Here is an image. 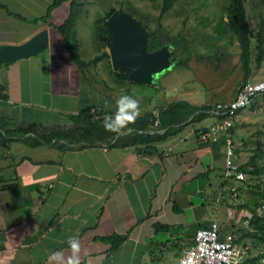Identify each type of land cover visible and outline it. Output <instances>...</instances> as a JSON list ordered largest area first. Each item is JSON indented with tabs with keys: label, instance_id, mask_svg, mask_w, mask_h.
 <instances>
[{
	"label": "crops",
	"instance_id": "0c3cea01",
	"mask_svg": "<svg viewBox=\"0 0 264 264\" xmlns=\"http://www.w3.org/2000/svg\"><path fill=\"white\" fill-rule=\"evenodd\" d=\"M14 1L1 2L7 7L0 6V44L23 43L47 28L50 46L0 67V264H68L71 236L80 243V264H161L168 260L153 249L162 254L169 247L179 260L194 244L197 229L213 220L202 218L195 231L187 221L166 222L176 203L171 195L199 190L208 196L209 173L225 151L221 144L202 142L199 132L217 115L190 119L161 141L125 147L30 144L27 138L42 128L72 125L71 117L84 107L102 111L104 118L115 113L116 102L104 97L114 95L112 88L104 95L99 85H91L67 49L57 26L68 13L48 10L45 22L31 25L36 15L26 17L31 11L24 4L15 10ZM17 1L20 6L25 0ZM115 92L117 98L124 95ZM30 125L34 131L23 135ZM192 184L199 186L189 190ZM163 220L161 227L157 223Z\"/></svg>",
	"mask_w": 264,
	"mask_h": 264
},
{
	"label": "rangeland",
	"instance_id": "374dc122",
	"mask_svg": "<svg viewBox=\"0 0 264 264\" xmlns=\"http://www.w3.org/2000/svg\"><path fill=\"white\" fill-rule=\"evenodd\" d=\"M225 1L176 0L171 11L162 14L164 0H78L77 41L71 37L68 40L67 49L72 50L73 54L75 53L80 57V60L85 62H90L105 50L109 52V46L106 43L99 44L100 31L98 29L103 24H97L96 21L104 18L112 8L119 10L122 8L147 25L148 30L156 31L162 44H169L170 40L174 42L175 55L173 56L176 57V60L172 62L169 69L157 75L153 85L132 83L129 80L119 83L114 76L117 71L113 69L111 59L105 58L97 64H91L85 71L89 75L88 79L91 85H99L104 95L112 91L107 90V87L114 91V95L104 96L107 100L111 99V103L113 100V103L116 102L118 95L115 91L134 95L141 100V113L145 114L149 111L157 115L161 108L176 101L185 100L195 105H214L227 102L237 94L242 85L244 74L241 68V47L238 40L234 37L231 39L222 37L218 32H215L214 26L218 24L221 17L228 19V16L223 12ZM1 2L3 0H0ZM55 2L56 0H25L19 6L18 1L15 0L13 6L15 10H22L21 7L24 4V7L31 11V13L24 14L26 17L36 15V18L34 16L28 23L37 26L47 20V11L50 8H52L51 13L60 8L58 9L59 15L61 13L67 15L70 2L59 6ZM9 4L11 5V2ZM253 4L254 2L250 3L249 1L246 5L251 27L255 28L264 17V11L255 12L252 10ZM203 17L207 18V22L203 23ZM255 54L256 49L253 48L254 58ZM254 66L255 70L250 80L257 83L264 80V62L260 66L254 62ZM93 88H88L91 95L98 96V90ZM129 88L130 91H128ZM210 120L212 121L213 117ZM234 125L235 130L232 137L239 164L246 163L255 154V151L260 149L262 155L257 157V162L264 166V97L258 95L252 103L239 110ZM223 147L226 151V145H222ZM220 166V160L217 159L215 168L209 173L213 185L208 188L207 197L199 190L190 191L193 193L186 190L181 194L173 191L171 200L176 203L171 206L172 208L169 207L171 211L169 217L166 216V222L181 225L187 221L189 231H195L198 227L197 222L206 218L217 222L224 231L229 233L237 234L240 231L254 230V224L249 221L254 217V214L248 208L240 206L245 203L247 197L249 198L250 194L246 191L250 188L247 187L246 193L242 197L237 196L238 198L231 197L228 191L223 194L226 188L221 184ZM205 178L206 176H202L200 179L203 188L208 187ZM246 178L250 180V184L253 186L251 188L256 190V185L260 183V189L264 191V171L260 177L250 176L246 173ZM198 186L199 184H192L187 188L193 190ZM191 202L194 206L191 205ZM259 203L257 215L262 217L264 216V202L259 201ZM165 221L157 224L164 227ZM233 224L234 226H232ZM161 234L164 233L160 232V236ZM245 241L250 246L252 255L264 252V243H257L250 237ZM252 241L254 243L251 244ZM169 249L171 248L169 247ZM169 249H166L162 254L159 249L154 248L153 250L157 251L156 254L163 260L169 261L174 258L177 262V257L171 254L173 249Z\"/></svg>",
	"mask_w": 264,
	"mask_h": 264
},
{
	"label": "trees",
	"instance_id": "16d2710c",
	"mask_svg": "<svg viewBox=\"0 0 264 264\" xmlns=\"http://www.w3.org/2000/svg\"><path fill=\"white\" fill-rule=\"evenodd\" d=\"M253 3V9L255 12L264 11V0H226L224 3L223 12L228 16V19L221 17L218 24L214 26L215 32H218L222 37H232L238 40L239 46L241 47L240 61L241 68L244 74L242 85L248 81H251L250 78L254 73L256 62L257 66H260L264 62V17L261 18L259 25L255 28L251 27L249 20V14L247 9V2ZM69 3V12L67 19L63 24L57 26V29L61 32V35L66 41L68 48V40L73 37L74 41H77V30L76 23L78 20V0H56L55 4L57 6L62 5L63 3ZM176 0H164V5L162 8V14L168 13L174 6ZM0 6H4L0 3ZM262 9V10H261ZM52 8L49 9V14ZM117 10L112 8L107 15L97 20V24L102 23L103 26L99 27V44L106 43L110 46L111 34L107 27V19L110 15ZM121 10H123L121 8ZM258 10V11H256ZM253 11V12H254ZM131 14V13H130ZM203 23L207 22V18L203 17ZM146 28L148 27L145 25ZM148 29V28H147ZM97 39V38H96ZM98 40V39H97ZM96 40V41H97ZM232 42V40H230ZM101 42V43H100ZM170 47L173 50V55H175V45L171 40L169 41ZM77 44V42H76ZM75 44V46H76ZM164 44V43H163ZM160 42V37L156 31L149 30V50L154 51L163 46ZM165 45V44H164ZM76 48V47H75ZM253 48L256 49L255 58L253 57ZM70 51V50H69ZM70 54L79 68L85 73L86 68L91 64H97L98 62L108 58L110 60V55L108 51H103L100 55L94 57L90 62H85L80 60V57L75 53L70 51ZM114 74L116 80L119 83H123L125 80H129L128 73L125 70H116ZM131 81V80H129ZM132 83H136L131 81ZM141 84V83H139ZM145 85V84H144ZM130 91V89H128ZM264 97V95H262ZM214 105H195L193 103L187 102L185 100L172 102L164 108H161L158 112V116L153 112H147L143 115H140L134 124L129 125L130 130H122L121 132H111L105 130L103 126V112H99L97 109L93 111L92 106L84 107L80 110L78 115L72 116L73 124L67 128H42L40 129V134H36V137L27 138L28 142L32 145H40L44 142L51 144H58L61 147L69 148L79 147L85 148L87 146L97 145V144H107L109 148L111 147H125L130 145H135L138 142H151V141H161L166 137L170 136L173 133L178 132L182 127L187 125V122L191 119V122L201 121L206 116L209 115L215 108ZM214 114L215 111L213 112ZM218 117V122L221 118L219 114H216ZM156 122H158L156 124ZM35 128L31 125L23 130V135L33 132ZM235 130V125L231 127L230 133L233 134ZM38 132V131H36ZM261 132V131H260ZM234 140V139H233ZM78 144L79 146H74ZM212 144V143H208ZM214 145H225L226 141L224 136L222 140ZM262 155V151L257 149L255 154L247 160L246 163L240 164V169L243 170L250 176L260 177L264 171V166L260 165L257 162V157ZM220 172L222 177V186L226 188V191L223 194H226L227 191L230 192L231 197H242L244 193L248 192L250 194L249 198L245 197V203L240 205L241 207L248 208L253 214L254 219L250 218V223L254 224L255 228L253 231H240L237 234L234 232L235 240L239 244H247L246 238L250 237L253 241L257 243H264V216L257 215V208L260 206L259 201L264 202V191L261 190V185L258 183L256 185V190H254L250 180L247 178L243 181L236 182L235 180L225 178L226 171V153L224 152L220 157ZM236 187V191L232 188ZM247 187L248 191H246ZM246 191V192H245ZM214 222H211L213 224ZM202 227H207V225H201ZM220 226V225H219ZM234 226V224L232 225ZM221 227V226H220ZM229 232L224 231L221 228V237L224 238L228 235ZM118 239L119 236H116ZM251 242L254 243V242ZM264 252H259L257 255H252L251 249L246 259L242 264H264Z\"/></svg>",
	"mask_w": 264,
	"mask_h": 264
},
{
	"label": "water",
	"instance_id": "95a60500",
	"mask_svg": "<svg viewBox=\"0 0 264 264\" xmlns=\"http://www.w3.org/2000/svg\"><path fill=\"white\" fill-rule=\"evenodd\" d=\"M111 34L109 55L114 70H125L129 80L153 85L158 74L169 69L176 60L170 44L151 51L149 30L136 17L124 10H115L107 19ZM50 46L49 30L44 28L19 44H0V67L38 56Z\"/></svg>",
	"mask_w": 264,
	"mask_h": 264
},
{
	"label": "built area",
	"instance_id": "2783aa9c",
	"mask_svg": "<svg viewBox=\"0 0 264 264\" xmlns=\"http://www.w3.org/2000/svg\"><path fill=\"white\" fill-rule=\"evenodd\" d=\"M264 94V80L254 83L248 81L238 90L234 99L218 103L215 112L221 116L215 124L200 132V139L205 143L226 141L225 178L240 182L246 179V173L240 169L235 154V142L230 129L234 125L240 109L249 105L255 97ZM236 191V187L232 188ZM248 244H239L235 235L229 233L221 237V227L217 222L197 229L195 241L177 262L168 261L161 264H242L249 254ZM264 263V260H263Z\"/></svg>",
	"mask_w": 264,
	"mask_h": 264
},
{
	"label": "clouds",
	"instance_id": "9594fccd",
	"mask_svg": "<svg viewBox=\"0 0 264 264\" xmlns=\"http://www.w3.org/2000/svg\"><path fill=\"white\" fill-rule=\"evenodd\" d=\"M236 95H235V97H236ZM140 104H141L140 98H138L134 95L124 94V95L119 96V98L116 99V111H115V113H112L110 115H106L104 117L103 126H104L105 130L111 131V132H117V133L121 132L122 130H130L129 125L134 124L136 122L137 118L139 117L140 113H141ZM217 104H215V106ZM242 109H244V108H242ZM242 109H240V110H242ZM214 111H215V108L213 109L212 112H214ZM157 123L158 122H156V124ZM234 124H235V121H234ZM202 130H200V132ZM200 132H199V138H200ZM231 136H232V134H231ZM213 143H216V142H213ZM225 153H226V151H225ZM68 243L71 246V249L73 251V256L69 258L68 264H80V258L78 255V253L80 251V243H79L78 238L76 236H71L68 240Z\"/></svg>",
	"mask_w": 264,
	"mask_h": 264
}]
</instances>
